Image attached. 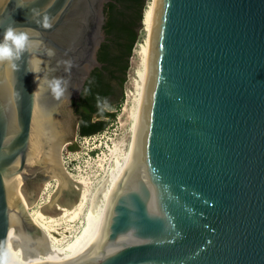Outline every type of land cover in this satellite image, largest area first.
Returning a JSON list of instances; mask_svg holds the SVG:
<instances>
[{
  "label": "water",
  "instance_id": "water-1",
  "mask_svg": "<svg viewBox=\"0 0 264 264\" xmlns=\"http://www.w3.org/2000/svg\"><path fill=\"white\" fill-rule=\"evenodd\" d=\"M107 1L0 0V37L11 26L36 41L17 70L0 62V264H264V0H155L128 156L95 239L60 252L25 209L51 177L43 214L79 197L60 150L74 140L72 99L101 66ZM35 76L68 91L33 94Z\"/></svg>",
  "mask_w": 264,
  "mask_h": 264
},
{
  "label": "rangeland",
  "instance_id": "rangeland-1",
  "mask_svg": "<svg viewBox=\"0 0 264 264\" xmlns=\"http://www.w3.org/2000/svg\"><path fill=\"white\" fill-rule=\"evenodd\" d=\"M148 3L149 1L146 6H148ZM146 33L142 23V28L139 30V38L130 56V66L122 90V103L116 111L115 118L110 121L104 131L85 137L78 135L76 122L74 140L63 145L61 163L74 181L85 180L87 184V189L85 190L87 199L75 217H71L73 213L62 215L61 212L55 216L45 214L46 218L44 221L52 229L50 233L56 238L55 243L57 245L63 246L67 244L80 232L84 225L85 214L91 205V200L95 198L97 204L102 202L103 198L100 189L108 186L110 172L115 166L116 159L123 163L128 154L133 122L131 112L137 95L139 71L142 69L143 54L141 44L146 42ZM112 148L116 150L115 153L112 152ZM54 191H56V181L50 178L44 183L38 198L28 207L27 211H31L33 215L41 211L40 207L50 201ZM54 205L57 210H60L57 208L56 203Z\"/></svg>",
  "mask_w": 264,
  "mask_h": 264
},
{
  "label": "trees",
  "instance_id": "trees-1",
  "mask_svg": "<svg viewBox=\"0 0 264 264\" xmlns=\"http://www.w3.org/2000/svg\"><path fill=\"white\" fill-rule=\"evenodd\" d=\"M149 0H109L104 4V40L97 50L101 66L91 69L79 97L72 99L78 115L80 137L104 131L122 103V90L130 66V56L139 38L145 7ZM97 96L106 97L109 108L101 112Z\"/></svg>",
  "mask_w": 264,
  "mask_h": 264
},
{
  "label": "bare ground",
  "instance_id": "bare-ground-1",
  "mask_svg": "<svg viewBox=\"0 0 264 264\" xmlns=\"http://www.w3.org/2000/svg\"><path fill=\"white\" fill-rule=\"evenodd\" d=\"M146 7L147 8L145 9V13H144V16L142 19V23L144 24V29L147 32L146 33L147 38H146V42L141 44L142 45V54H143L142 69L139 71V83H138V87H137V95L134 99V106H133L132 112H131V117L133 120L132 126H131V135H130L131 139H132V134H133V130H134L138 105H139L141 91H142L143 82H144L145 73H146V66H147V59H148V51H149V43H150V35H151V27H152L153 13H154V7H155V0H149L148 6H146ZM40 46H42V45H40ZM41 50L47 54L48 49L46 47L42 46ZM130 143H131V141H130ZM129 147H130V145H129ZM62 148H63V146L61 147V150H60V156H61ZM111 150L113 153L116 152V150L114 148H112ZM128 152H129V150H128ZM127 156H128V154H127ZM127 156H126L125 161L123 163L120 162L118 159H116L115 166L112 168V170L110 172V179L108 178L110 181L108 186H104V187H102V189H100V191L102 193L101 196L103 198L102 202L100 201L101 203L97 204V201L95 198H93L91 200V202H90L91 205L89 206V209H88L87 213L85 214L83 227L81 228L80 232L71 241H69L67 244L60 246V245H57L55 243L56 238L50 233V230H52V229H50L49 225H47L46 221H44L46 218L45 214H43L41 211H38L35 215H33V213L28 210L29 211L28 213L31 216V218H33L34 220L38 221L43 226H45V228L47 230L49 241L53 245L54 248H56L60 252L70 254V253H76V252L86 248L88 245H90L93 242V240L95 239L96 234L98 232L106 203L108 201V198L110 196L112 188L115 184V181H116L117 177L119 176V174L121 173V171L125 165ZM61 162H62V159H61ZM62 166H63V164H62ZM64 170H65V168H64ZM65 172L70 177V179H72L66 170H65ZM51 178L56 181V189H57L58 184H59L58 178H56V177H51ZM76 182H78L81 185L82 191L80 192V196H79L78 201L70 209L66 208L65 206H60L57 202H54L57 204V208H59L61 210L62 215L67 214V213H73V215L71 217H75L79 213V211L82 209L83 203L87 199L86 198V192H85V190L87 189V184H86L85 180L82 179V180H78ZM95 197H96V195H95ZM25 209L27 210L29 208L26 207Z\"/></svg>",
  "mask_w": 264,
  "mask_h": 264
},
{
  "label": "clouds",
  "instance_id": "clouds-1",
  "mask_svg": "<svg viewBox=\"0 0 264 264\" xmlns=\"http://www.w3.org/2000/svg\"><path fill=\"white\" fill-rule=\"evenodd\" d=\"M35 0H33V3ZM34 13V22L40 24L43 28H51L53 22L49 18L47 14L43 15L42 20L39 19L41 16V12L38 9L31 10ZM39 35V33H36ZM36 43L33 36L27 30H19L16 27H8L4 30L3 36L0 37V62H8L11 64L13 70H17L19 68L18 61L22 59V57L27 53L29 54L32 50V46ZM48 56H54L55 50L49 48L47 50ZM28 67L27 71L37 74L40 72V62L36 60L35 66H33L32 59L27 61ZM67 65L66 70H70L72 67V61L67 60L64 61ZM35 81L37 82L36 90L33 94H36L38 91L42 89H46L50 91L51 94L56 98L60 99L65 95L68 91L69 81L63 77L53 76L52 78H42L38 79L35 76ZM71 93H69L70 97ZM97 107L103 112L104 110L109 108V101L106 97L97 96Z\"/></svg>",
  "mask_w": 264,
  "mask_h": 264
},
{
  "label": "flooded vegetation",
  "instance_id": "flooded-vegetation-1",
  "mask_svg": "<svg viewBox=\"0 0 264 264\" xmlns=\"http://www.w3.org/2000/svg\"><path fill=\"white\" fill-rule=\"evenodd\" d=\"M43 175L40 173V172H35V173H31L29 176H28V178L27 179H29V178H35V177H37V178H39V177H42Z\"/></svg>",
  "mask_w": 264,
  "mask_h": 264
}]
</instances>
